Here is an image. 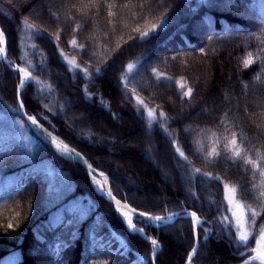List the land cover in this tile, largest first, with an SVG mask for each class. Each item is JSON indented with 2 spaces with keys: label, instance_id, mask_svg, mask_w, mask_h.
Listing matches in <instances>:
<instances>
[{
  "label": "trees",
  "instance_id": "trees-1",
  "mask_svg": "<svg viewBox=\"0 0 264 264\" xmlns=\"http://www.w3.org/2000/svg\"><path fill=\"white\" fill-rule=\"evenodd\" d=\"M258 9L264 0H0L9 56L34 76L21 92L28 113L104 170L132 206L156 215L191 208L204 216L214 233L199 229L197 264H238V253L254 245L240 242L228 220L225 183L249 208L250 234L264 226V176L244 163L252 159L264 168ZM19 82V73L1 61L0 91L15 106ZM137 98L166 114L165 128L142 113ZM120 116L125 127L117 125ZM17 118L0 100V182L14 178L0 189V261L20 250L18 264H38L36 258L46 264L186 263L196 242L191 218L156 227L137 216L136 224L162 244L153 263L151 242L128 230L80 163L38 138L28 146L2 130ZM136 123L142 125L137 143L147 140L145 131L153 140L146 157L133 148L114 150L128 139L127 125ZM113 155L130 156L137 173L152 181L141 189L136 177V185L128 184V169L116 166ZM162 159L174 172L173 186L156 168ZM183 172L190 174V192ZM59 207L68 212L52 221ZM182 234L185 244L178 241Z\"/></svg>",
  "mask_w": 264,
  "mask_h": 264
},
{
  "label": "rangeland",
  "instance_id": "rangeland-1",
  "mask_svg": "<svg viewBox=\"0 0 264 264\" xmlns=\"http://www.w3.org/2000/svg\"><path fill=\"white\" fill-rule=\"evenodd\" d=\"M70 59H72V58H70ZM69 61L71 63H75L74 61H76V60H69ZM73 66L75 67V65H73ZM141 101H143V100H141L140 98H137V103L139 104V107L141 108L142 113H144V115L147 116L150 120L151 119L152 120H156L155 121L156 123H158L161 127L165 128L166 127V122H167L166 114L161 112V113H163V115H161L160 111L157 110L155 107H152L151 105L149 106L148 104H145L144 101H143V103H141ZM114 108L116 110L120 109V110L123 111L122 107L114 106ZM150 109L152 110V113H153L152 115H149V110ZM207 113H209V112H207ZM126 121H127V119L125 117L120 116V118L116 122H117L118 126L125 127ZM140 124L141 123H138V125H137V123L134 124V125H127L126 131L128 132V136H129L128 139L124 140V142L123 141H121V142L118 141L117 143H114L113 144L114 150L119 152V151L128 150V149L133 148L138 153H142L146 157L147 153L149 151L148 143L149 144H151V143L153 144V142H152L153 140H152L151 136L148 134V132L145 131L146 132V136H147V140L144 143H142V144L137 143L138 141H137L135 135L138 133V129H140L139 127L142 126ZM71 127H72V125H71ZM75 127H76V125H75ZM187 129H189V131L191 130L190 127H187ZM77 130L81 134H84V132H85V130L80 128V127H77ZM117 131L119 133V130H117ZM24 138L27 140L28 143H33V141L28 136H24ZM105 143H106V145L108 144L107 142H105ZM130 158H131L130 156L126 157V158H120V157L116 158L113 155V157H110V160L114 164H116V166L128 169V173H127V176H126L127 177L126 180L128 181V184L134 185V183H135L134 177H136L138 179V181H139V183H137V187H139V189H141L143 187V182L152 181V180L146 179V176H147L146 174L147 173L145 174V172L144 173L140 172V174H138L137 171L133 168V163L131 161L132 158L131 159ZM159 162H160V164L156 168L159 169V172H160V174L162 176V179L167 180L166 183H168L169 185L173 186V184H174V176H175L174 172H172V170H170V167L166 164L165 160L162 159V161L160 160ZM152 166H154V164H152ZM148 167H149L148 165L147 166L145 165V166L142 167V170L145 171L144 169L147 170ZM181 176L184 179L185 184L187 185V188H186L187 191L190 192L191 188H190V185L188 184V180L190 178V174L186 173V172H183V174ZM164 177H166V178H164ZM11 180H12V178H7V180H5V181H6V183H10ZM135 185H136V183H135ZM163 186H164V184H160L159 187L164 189ZM223 191H224L223 198L225 196V199H223L224 204L225 205H229V207L231 209V215L233 216L234 220H235V216L233 215V212L243 211V218H244V221H245L244 230L248 232V223H247L248 216L246 217L247 207L244 205L245 203L242 200L241 196L239 194L238 195L236 194V188L233 187V185L231 183L226 184L224 189H223ZM219 194H220V190H219L218 195ZM207 198H208V200H211V198L209 196ZM236 204H239L241 207L237 208ZM235 223H236V220H235ZM239 231H240V229H239ZM178 241H179V243L185 244L186 243L185 234L180 235ZM20 258H21V252L20 251H16V252L11 253L5 260L2 261L1 264H11L12 259L16 263V262H18L20 260ZM36 259H37V263L38 264H46L47 263L46 260H44V259L43 260L42 259H38V258H36Z\"/></svg>",
  "mask_w": 264,
  "mask_h": 264
},
{
  "label": "snow or ice",
  "instance_id": "snow-or-ice-1",
  "mask_svg": "<svg viewBox=\"0 0 264 264\" xmlns=\"http://www.w3.org/2000/svg\"><path fill=\"white\" fill-rule=\"evenodd\" d=\"M157 26L153 25V29H155ZM143 35H147V33H143ZM201 51H203V49H201ZM245 63H250V61H245ZM131 68V66H129ZM19 72H24V69H18ZM21 83H23V80H21ZM193 93V89L189 88L188 91L185 93L186 96H191ZM141 103H143V101H141ZM21 107H23V105L21 104ZM152 110H149V115H152ZM161 115H163V113H161ZM28 119L35 125L37 124V120L34 116H29ZM236 143V137L235 134H233V139H232V144L235 145ZM58 147H61L65 152L68 151H74V150H70L68 148L67 145H57ZM178 151V150H177ZM237 156L240 155V151L239 149H235ZM180 155H183V153L181 152ZM245 164L248 165H254L257 170L259 171V174L261 176H264V168H261L260 164L257 163V161L252 160V159H248L244 161ZM199 171V170H197ZM102 175V174H101ZM262 196H264V193H261ZM237 208H240L241 206L239 204H236ZM141 215H148V213L146 212H140ZM191 215L193 217H196V213L193 212L191 213ZM233 215L235 216V220H236V225L237 227L240 229L239 231V235H238V240L240 242H248V243H253L254 242V247H251L250 249V253L248 255V259L244 260V264H249V261H259L260 264H264V226H260V230H259V234L257 235H252L250 233H248L247 231L244 230V225H245V221L243 218V211H239V212H233ZM256 213L253 212V216H255ZM155 220H160L163 219L164 217H152ZM225 219H227V217H225ZM262 219H264V217H262ZM195 223V221H194ZM9 229L13 228V225L11 223L8 224L7 226ZM250 236H251V240H250ZM152 243H156L155 241H152Z\"/></svg>",
  "mask_w": 264,
  "mask_h": 264
},
{
  "label": "water",
  "instance_id": "water-1",
  "mask_svg": "<svg viewBox=\"0 0 264 264\" xmlns=\"http://www.w3.org/2000/svg\"><path fill=\"white\" fill-rule=\"evenodd\" d=\"M1 29V28H0ZM1 31H2V29H1ZM0 96H1V99L3 100V102L5 103V105L12 111V112H18V113H20L32 126H33V128H34V130H37V132H39L38 131V128L28 119V117L29 116H27L25 113H24V108L22 107V110H23V112H19L17 109H15L14 107H12L5 99H4V97L1 95V93H0ZM57 148V147H56ZM57 149H59V150H61L62 152H63V154L64 153H66V155L67 156H69V157H71V159H74V160H77V161H79V162H81L82 164H84L86 167H91L90 165H89V163L86 161V159L84 158V157H82V156H80V154L79 153H77V152H75V151H73V152H70V151H68V152H65L62 148H57ZM106 196V195H105ZM106 197H108L110 200H112L113 202H115L118 206H120V207H122V208H124V209H126V210H128V211H131V212H133V213H135V214H140V212L141 211H139V210H137V209H135L134 207H132L131 205H129L128 203H126V202H123L122 200H120L118 197H116V196H114L113 194L112 195H107ZM194 211L193 210H188V212H187V214H185V216H191V213H193ZM196 213V212H195ZM141 215V214H140ZM196 215H197V213H196ZM142 216H145V217H147V218H149V219H152V220H154V221H162L163 220V222H168L166 219H160V220H155V219H153L152 217H157V216H154V215H151V214H149V216L148 215H142Z\"/></svg>",
  "mask_w": 264,
  "mask_h": 264
},
{
  "label": "bare ground",
  "instance_id": "bare-ground-1",
  "mask_svg": "<svg viewBox=\"0 0 264 264\" xmlns=\"http://www.w3.org/2000/svg\"><path fill=\"white\" fill-rule=\"evenodd\" d=\"M4 54V36L1 34V32H0V57L1 56H4L3 55ZM27 76H28V73H26V72H24V79H26L27 78ZM54 141L56 142V143H58V140H56L55 138H54ZM99 188L102 190V191H104V193H106V194H113L112 193V191H111V189H110V187L108 186V183L107 182H105V181H100L99 182ZM120 200H123L119 195L117 196ZM118 214H119V216L122 218V220H123V222L125 223V225H126V227L128 228V226L130 227L131 226V228L133 229L134 227H136L133 223H132V220H133V213L131 212V211H128V210H125V209H123L122 208V210L121 209H119L118 210ZM199 222V220L198 219H196V223H198ZM157 239V238H156ZM148 241H150L149 239H147ZM158 240V239H157ZM159 241V240H158ZM160 242V241H159ZM161 243V242H160ZM156 245H158L157 244V242L155 243ZM243 257V259H242V261L240 262V263H242V262H244V260H247L248 259V256L245 254V255H243L242 256ZM258 261V260H257ZM240 263H238V264H240ZM249 263H252V261H249ZM257 264H260V263H257Z\"/></svg>",
  "mask_w": 264,
  "mask_h": 264
}]
</instances>
